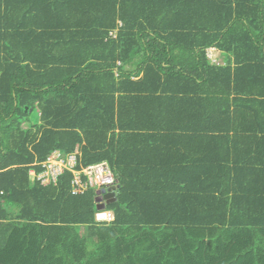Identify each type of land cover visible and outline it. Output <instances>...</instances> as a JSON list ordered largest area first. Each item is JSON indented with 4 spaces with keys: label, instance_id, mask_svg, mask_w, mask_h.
I'll list each match as a JSON object with an SVG mask.
<instances>
[{
    "label": "trees",
    "instance_id": "1",
    "mask_svg": "<svg viewBox=\"0 0 264 264\" xmlns=\"http://www.w3.org/2000/svg\"><path fill=\"white\" fill-rule=\"evenodd\" d=\"M0 264H264V0H0Z\"/></svg>",
    "mask_w": 264,
    "mask_h": 264
},
{
    "label": "built area",
    "instance_id": "2",
    "mask_svg": "<svg viewBox=\"0 0 264 264\" xmlns=\"http://www.w3.org/2000/svg\"><path fill=\"white\" fill-rule=\"evenodd\" d=\"M213 61L214 59L208 55ZM75 154L63 155L59 150H53L41 162L42 172L38 175V179L42 183H55L58 175L68 170L72 174L70 192L73 195L82 194L88 189H104L112 186L114 182L113 174L105 162L89 164L87 166L75 167ZM96 220L110 221L113 219L111 211H101L96 213Z\"/></svg>",
    "mask_w": 264,
    "mask_h": 264
},
{
    "label": "crops",
    "instance_id": "3",
    "mask_svg": "<svg viewBox=\"0 0 264 264\" xmlns=\"http://www.w3.org/2000/svg\"><path fill=\"white\" fill-rule=\"evenodd\" d=\"M208 49H212V52L214 54V57L213 59L215 60V62H220V63H224L225 61V56L224 54H222V52L220 50H218L217 48L215 47H209ZM208 49H207V52H208ZM141 76V74L139 75V77ZM152 110L154 111V113H151V111H149V114L145 117H142V121H138L140 122L141 124H145V125H148L149 126H156L158 124H160V118H159V114H156V110H157V107L155 105H152ZM171 117V116H170ZM170 121V120H169ZM166 124V123H165ZM24 125V126H23ZM23 127H26V123H23L22 124ZM43 170V169H42ZM39 171V172H36L33 168L29 170V174L30 176L33 178V179H37L40 184L42 185H47V184H50V183H42L39 179H38V175L42 172Z\"/></svg>",
    "mask_w": 264,
    "mask_h": 264
},
{
    "label": "water",
    "instance_id": "4",
    "mask_svg": "<svg viewBox=\"0 0 264 264\" xmlns=\"http://www.w3.org/2000/svg\"><path fill=\"white\" fill-rule=\"evenodd\" d=\"M116 188L117 186L112 185L97 192L99 194V197H97L96 200L101 202V205L98 206L99 209H103L104 207V203H102V201H109V199L115 195Z\"/></svg>",
    "mask_w": 264,
    "mask_h": 264
},
{
    "label": "rangeland",
    "instance_id": "5",
    "mask_svg": "<svg viewBox=\"0 0 264 264\" xmlns=\"http://www.w3.org/2000/svg\"><path fill=\"white\" fill-rule=\"evenodd\" d=\"M208 55L210 56V57H214V54H213V52H212V49H208ZM38 112H37V109H34L33 111H32V113L30 114V118H32V119H36L38 116ZM24 126V125H23Z\"/></svg>",
    "mask_w": 264,
    "mask_h": 264
}]
</instances>
